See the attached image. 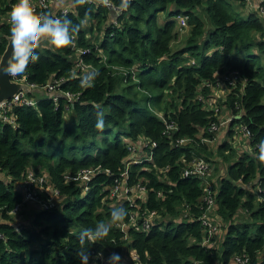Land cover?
I'll return each instance as SVG.
<instances>
[{"label": "trees", "instance_id": "trees-1", "mask_svg": "<svg viewBox=\"0 0 264 264\" xmlns=\"http://www.w3.org/2000/svg\"><path fill=\"white\" fill-rule=\"evenodd\" d=\"M16 1L0 0V10L9 13ZM110 1L123 12L74 0L64 15L79 25L73 43L60 49L42 43L34 50L40 59L26 79L40 87L65 79L60 92L76 93L77 100L43 97L34 107H13L14 123L0 121V264H81L80 232L108 223L119 207L126 218L88 245L89 264L100 252L118 254L123 264H240L238 258L264 264V20L250 7L243 17L227 0H127L126 7L125 0ZM179 16L191 29L176 49ZM9 30L0 19V57ZM78 48L88 50L84 61L96 69L91 81L87 75L94 70L76 66ZM234 71L240 80L229 87L224 111L206 105L215 98V85ZM160 115L179 130L164 134ZM230 115L241 117L230 125L227 140L217 150L203 143L216 136L212 124ZM100 118L102 129L96 127ZM242 125L253 136L249 148L237 152L228 138ZM104 133L102 146L87 142ZM183 138L194 141L176 145ZM127 139L157 144L153 161L130 168L128 183L145 187L129 193L134 205L123 198L128 194L112 197L108 189L125 178ZM197 156L209 165L207 174L184 176ZM30 170L48 179L39 200L48 203L53 190L59 193L52 207L29 203L36 212L22 219L28 203L20 186ZM206 181L216 203L212 215L203 201ZM135 209L141 211L138 225L126 235L120 224L129 223ZM146 212H155L147 231L140 224ZM212 226L216 233L209 238ZM132 251L137 260L128 258Z\"/></svg>", "mask_w": 264, "mask_h": 264}, {"label": "built area", "instance_id": "built-area-1", "mask_svg": "<svg viewBox=\"0 0 264 264\" xmlns=\"http://www.w3.org/2000/svg\"><path fill=\"white\" fill-rule=\"evenodd\" d=\"M245 1L250 4L249 6L253 10H255L261 17L264 18V0H245ZM21 2H22V0H17L13 4L12 9L14 7L19 6V4ZM26 2L29 3V11H30V14H31L33 20H37L40 17H43L45 14H48V15H51L54 17L62 18L64 15H66L70 12V8H68V7H64L60 10L52 11V0H26ZM82 2H84V3H95L96 5H105L113 13H115L117 15H119L123 12L122 7L116 6L110 0H82ZM10 12L4 13L0 10L1 21L9 24ZM73 45H74V47L76 46L75 43ZM77 51L81 55V57H79V59L76 61L77 68H80L83 71H89L91 69L94 70L91 74L87 75L88 81H91L93 76L96 74V69L94 67L88 65L84 61L83 56L87 54L88 50L78 48ZM76 70H78V69H76ZM25 80H27V79H25ZM25 80H22V81H25ZM239 80H240V73L238 71H234L232 74L226 75L225 77H223L219 81V83L217 85H215L214 90H216V88L221 86L222 84H225L226 86H229V87H235ZM64 81H65V79L51 80L46 86H44V88H46L48 91L55 92L57 94L59 93L61 96L64 95L67 98L68 102L73 104L74 101L77 100L78 94L73 93V92H65V94H62L59 89H60V87ZM31 85L37 86L36 84H33V83H31ZM207 85L211 86L210 84H207ZM228 94L229 93H227V95ZM52 99L55 102L59 101V97H53ZM36 105H37V99L36 98L28 96L24 92H20L19 94H17L15 97L11 98L10 100H7V101L0 103V121H2L4 123H14L13 119L10 116V111L15 106L34 107ZM218 110H220V108ZM218 110H216V111H218ZM160 116L162 117V119L165 123L164 134L173 135L174 133H176L179 130V126L176 123H174V122L170 123L167 119H165V117L163 115H160ZM232 119H234V115H230L228 118L222 119L220 121V123H213L209 131L217 134V132L221 131L226 125H228V124L230 125V121ZM239 127L240 128L238 131L241 132L243 134V136L249 142V140L253 136V133L245 125H242ZM215 138H216V136L214 137V139ZM191 141H194V140L188 139V138L179 139L176 142V145H179V144L185 145V144L190 143ZM209 141L210 140H208V139L202 140L203 143L209 142ZM211 142H212V140H211ZM141 145H146V146L142 147ZM247 146H248V143H247ZM127 147H128L129 152L131 154L126 160V164H125L126 171L124 174L125 178L123 180H117L116 184L113 185L109 189V191H110V195H112V197L122 196V194H125V193L128 194L127 197L123 196V198L127 199L128 201H131L132 202L131 204L134 205L135 200L134 199L131 200L129 193L131 191H134L135 187H138V190H141V191H144L145 187L140 185V183H138L136 185H131L128 183L130 168L133 165H139V164H143L144 162L153 161L154 149L157 147V144L155 142H149V141H143V140H142L141 144H136V142L131 141V144L128 145ZM247 148H249V147H247ZM147 149H151V150H147ZM209 168L210 167L208 164H206L205 159L203 157L197 156L193 160L192 165L188 166L185 169L183 175L186 177L197 176V177L204 178L205 175L207 174ZM85 174H86V176H84L83 179H85L87 181L90 180L91 179V172L86 171ZM47 182H48V179L46 176H39L33 170H30L28 172L27 176L25 177V179L22 181L21 186H20L22 191H23L24 201L27 203L37 202L42 207L54 206V203L56 201V197L59 193L58 190L52 191V195H51L52 197L50 196L48 203L44 202V204H43V203L39 202L41 200H39L38 191H40V192L47 191V188H46ZM206 182H207L206 186H205L206 194L204 196L203 201L205 203L206 210L211 211V208L213 209V207L215 206L216 203H215V198H214L213 193H212V191H213L212 184L209 183L208 181H206ZM20 208H21V206H20V204H18L15 207L14 212H19ZM140 214H141V211L139 209L133 210L132 214H131L130 222L120 224L121 229L124 232H127L129 227L137 226L138 225L137 220H138V217L140 216ZM154 215H155V212H146L144 214L143 221L140 224L142 225V228L145 231L149 230L151 228V226L155 223L154 222L155 221ZM205 216H206V213L204 214V217ZM203 223L205 225H209V223H207L206 219L203 220ZM215 229L216 228L212 226L210 231H208L209 238H211L212 235H214L216 233V231H213ZM0 238H4V234L2 232H0ZM205 243H208V242H205ZM131 258H133V260H137V256L134 252H133V256H131ZM238 261L240 264H249L250 260L248 258H244V259L238 258ZM93 264H109V257L106 256L102 252L95 254V261L93 262Z\"/></svg>", "mask_w": 264, "mask_h": 264}, {"label": "clouds", "instance_id": "clouds-1", "mask_svg": "<svg viewBox=\"0 0 264 264\" xmlns=\"http://www.w3.org/2000/svg\"><path fill=\"white\" fill-rule=\"evenodd\" d=\"M78 2H82V0H78ZM123 6H127V0ZM9 29L7 35L10 52L9 66L0 79L18 82L27 78L29 66L40 59L38 53L34 51L39 47L40 42L47 41L49 45L57 49L68 46L73 43V34L78 32L79 25H73L67 16L59 18L45 14L39 19L33 20L29 11V3L22 0L19 6L14 7L10 12ZM2 63L0 61V64ZM100 116L102 117V114ZM96 127L100 129L104 127L102 118L97 120ZM259 153V159L264 161V140L259 143ZM126 215L125 208H114L110 213L108 223L101 221L95 228H87L80 232L78 237L80 250L77 254L81 264H89L88 245L106 237L112 226L123 221ZM119 261L118 254L109 257V264H119Z\"/></svg>", "mask_w": 264, "mask_h": 264}, {"label": "rangeland", "instance_id": "rangeland-1", "mask_svg": "<svg viewBox=\"0 0 264 264\" xmlns=\"http://www.w3.org/2000/svg\"><path fill=\"white\" fill-rule=\"evenodd\" d=\"M228 3H230L231 5H233V7L237 9L238 12H240L242 14L243 17H247L249 12H250V9L248 7L250 6H247V5H243L241 3H239L238 1L236 0H227ZM248 3V2H247ZM248 5H250L248 3ZM251 8V7H250ZM175 9V8H174ZM252 9V8H251ZM253 10V9H252ZM255 11V10H254ZM202 18L205 19V15L203 12L201 11H198L197 12ZM261 17V16H260ZM263 20L264 18L261 17ZM164 18H160V21L162 22ZM211 28H213V25L210 26ZM190 26L188 25V22H187V19L185 16H179L178 17V20H177V24H176V30L178 31V39L176 41H174L173 45H174V48L176 49H179L181 48V46L183 45L185 39L188 37L189 35V32H190ZM262 61H263V64H264V56H262ZM227 93H230V88L229 86H226L225 84H222L221 86L217 87L215 92H214V97L215 98H209L210 101H206V105L214 108L215 110H218L219 108L221 109V111H224V109L226 108V105L224 104V101H226L225 99V96H227ZM218 96V97H217ZM217 97V98H216ZM235 117V116H234ZM118 129L115 128L112 133H109L107 136L109 138H112L116 133H117ZM105 133L102 134V135H99L97 137H93V138H89L87 140L88 143H91V142H95L97 145L99 146H102L103 145V141H104V137H105ZM122 139H125L124 137V134L121 135ZM214 140V139H213ZM212 142L213 143H216L214 147L215 150H217V138ZM231 141V144H232V147H234V149L237 150V146L239 144V142H243L244 146L248 143V140L243 136V134L241 132L238 131V134H236L235 138L234 139H230ZM245 142V143H244ZM142 141L140 142H136V144H141ZM131 144V141L129 139H127V146ZM223 144V143H222ZM142 147L146 146V145H141ZM210 150H213V148L209 147ZM147 150H151V149H147ZM247 150V146H246V149ZM249 150V149H248ZM240 151V150H239ZM242 151V150H241ZM240 151V152H241ZM186 162V161H185ZM187 163V162H186ZM193 162H191L188 166H191ZM188 164V163H187ZM221 168L223 167V170L226 169V167H228V164L226 163V165H223L222 163L220 164ZM224 172V171H223ZM250 187V186H249ZM110 189V188H108ZM42 191V190H41ZM40 191H38L39 193ZM41 203L44 204V202L42 201H39ZM34 213L36 212V210L33 211ZM214 213V210L211 208V215ZM246 215V211L245 210H241L240 211V215L239 217H241V219L239 221H243L244 220V216ZM128 232V231H127ZM127 232L126 235H127ZM127 238V237H126ZM133 252V251H132ZM131 252V253H132ZM130 256H132L130 254ZM130 260L132 259L131 257H128ZM119 264H123L121 262H119ZM125 264H130V263H125Z\"/></svg>", "mask_w": 264, "mask_h": 264}, {"label": "water", "instance_id": "water-1", "mask_svg": "<svg viewBox=\"0 0 264 264\" xmlns=\"http://www.w3.org/2000/svg\"><path fill=\"white\" fill-rule=\"evenodd\" d=\"M7 39V35L5 36ZM42 43H47V41H42ZM9 47H8V40L7 46L4 53L0 57V61L3 63L0 64V76L6 72L9 66ZM20 92H24L28 96H33L37 99V101L43 97L53 98V97H61V95L55 92L48 91L44 87L39 86H32L28 80L25 81H18V82H8L3 79H0V103L10 100L11 98L15 97ZM241 116H235L234 119L230 121V125L234 122L236 118H240Z\"/></svg>", "mask_w": 264, "mask_h": 264}, {"label": "crops", "instance_id": "crops-1", "mask_svg": "<svg viewBox=\"0 0 264 264\" xmlns=\"http://www.w3.org/2000/svg\"><path fill=\"white\" fill-rule=\"evenodd\" d=\"M73 1L74 0H52V11L60 10V9H62L64 7L70 8V6H71ZM229 127H230V125L228 124L221 131L217 132V134H216V138H217V141H218L217 142V147H218V145L222 144L225 140H227V137H228V133L227 132H228ZM228 140H230V138H228ZM209 145L213 147V146L216 145V143H213V142L210 141ZM246 146H247V144L244 146L242 141L239 142V144L237 146V152H240L241 150L244 151L246 149ZM30 205L31 204L28 203V206L25 207L23 210H21L24 213L22 219H24V218L26 219V217H31L33 215L34 209H31ZM28 210H30V212L32 214L30 212H28ZM131 254H133V252ZM125 263H127V262H125Z\"/></svg>", "mask_w": 264, "mask_h": 264}]
</instances>
